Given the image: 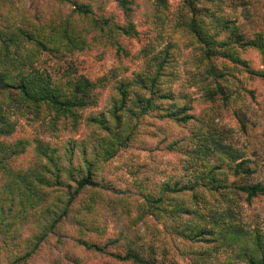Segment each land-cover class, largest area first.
Instances as JSON below:
<instances>
[{
  "label": "trees",
  "instance_id": "16d2710c",
  "mask_svg": "<svg viewBox=\"0 0 264 264\" xmlns=\"http://www.w3.org/2000/svg\"><path fill=\"white\" fill-rule=\"evenodd\" d=\"M250 4L179 0L171 12L170 0H0V264H34L40 257L45 264L103 259L111 264H264V229L256 206L264 196V181L239 188L241 211H207L212 193L219 195L215 185L218 174H224L221 165L208 173L214 187L205 185V192L197 191L199 183L178 179L149 184L151 193L157 187L160 191L140 194L150 205L146 215L151 221L144 214L134 218L135 224L146 223L143 229H125L127 234L112 235L101 244L98 223L84 227L79 219L98 193L109 194L91 179L89 146L101 133L112 136L101 137V146L114 164L117 156L129 154L131 159L138 151L148 158L156 153L161 164L169 156L187 158L181 145L188 137L182 132L195 118V104L181 107L176 91L167 86L182 78V66L183 76L194 77L192 70L207 61L205 73L215 83L206 93L208 102L216 95L225 101L236 97L250 101L247 107L255 113L252 87L264 83V31L257 30L264 16ZM240 7L245 11L234 16ZM161 26L165 34L154 35L153 29ZM130 41L141 44L139 52L128 47ZM160 44L161 51L152 55ZM79 55L99 60L112 55L114 66L93 80L77 67L73 58ZM107 92L104 108L111 107L105 111L101 106ZM186 99L183 93L179 97ZM108 116L118 129L114 135ZM126 116L135 120L128 128ZM244 121H249L247 113ZM240 133L249 135L247 123L240 122ZM213 149L231 162L229 171L235 166V175H256L247 166L253 161L243 159L246 151L213 143L199 152L206 156ZM110 195L127 196L129 214L135 207L137 193L131 188ZM164 218L167 223L161 222Z\"/></svg>",
  "mask_w": 264,
  "mask_h": 264
},
{
  "label": "clouds",
  "instance_id": "9594fccd",
  "mask_svg": "<svg viewBox=\"0 0 264 264\" xmlns=\"http://www.w3.org/2000/svg\"><path fill=\"white\" fill-rule=\"evenodd\" d=\"M90 0H81V3H88ZM240 0H237L239 3ZM256 6L264 16V0H251L249 7ZM187 12V9H185ZM245 9L240 7L234 13V16H240ZM190 15V14H189ZM241 23H245L241 17ZM149 28H152V21H149ZM258 31H264V21H261V27ZM159 32L161 35L165 34L164 27L153 29L155 35ZM170 35V33H168ZM224 37H218L223 39ZM251 38H255L252 36ZM166 42V41H165ZM163 48V44H160L156 48V52L152 55H156ZM184 59H189L184 57ZM183 65V60L181 61ZM208 67V62L204 61L203 67L197 65L193 72L197 74L183 76V66L179 69L182 74V78L178 82L168 83V87L173 88L177 93L178 103L181 107L184 104H195V118L192 119L187 129L182 132V135L187 136L188 140L185 141L181 147L187 151L189 155L187 158L182 159L183 162L174 161L171 166L167 164H161L160 158L156 153H152V157L136 155L131 159H121L119 170L114 164L112 159H109L105 155V150L101 146L103 141L101 137H107L108 140H112V136L107 133H101L99 137L94 138L89 146V160L93 165L92 177L94 183L99 185L101 190H107L109 193L105 195L104 192H100L96 195L95 203L89 208L81 210L79 219L84 222V227H94V221L98 223L100 232L97 237V242L104 243L107 239L120 232H127L125 229H131L135 231L137 228L143 229L146 223L135 224L134 218L137 215H145V221H151V217L146 213L150 209V205L145 203L140 198V194L147 196L149 194H158L160 188L157 187V193H151L149 184L153 186H162L165 181L181 180L183 183H199L197 188L198 192H205L207 189H211L214 186L208 181V173L212 171L216 165H221L223 175L218 174L216 187L219 188V195L212 193L210 196V203L207 205V211L223 214L228 208H236L237 211L242 209L238 207L241 203L242 193L239 192V188L249 184L256 183L258 181H264V98H261V107L256 109L260 112V116H255L252 111L247 107L250 101L245 100L239 102L236 97H232L231 100L225 101L223 97L216 95L212 102H208L206 93L210 89L215 88V83L212 82V78L207 76L205 68ZM255 67V66H253ZM198 69V72H197ZM167 71L173 69L168 68ZM155 68L153 69V73ZM114 83V82H113ZM99 91V89H97ZM186 94L189 99L179 100L181 94ZM115 95V93H113ZM145 95H147L145 93ZM111 104L108 103L107 107L103 110L107 111ZM247 113L249 121L257 120L259 122L258 128L253 129L252 124L249 121H244V115ZM56 113L53 112V115ZM188 115V113H185ZM239 118V121H238ZM51 119V117H49ZM108 120L111 122L113 135L118 131L115 126V121L111 116H108ZM240 122L247 123L249 135L242 137L240 133ZM41 123H44L41 120ZM135 124V120L130 117H125V128H128ZM39 127V124L36 125ZM235 129V131H233ZM192 132L197 133V138L192 139ZM243 140V143L239 141ZM213 143L217 144H229L236 148H240L247 152V156L243 159L253 161V163L247 165L256 170L254 177L248 178L244 176L235 175V166L231 165L232 171L228 170L230 161H227L219 152L213 149V154L201 155L199 149L202 145L212 146ZM92 145L95 146V151ZM247 145V147H245ZM256 152L257 155L253 156L252 153ZM116 159H120L119 156ZM239 163V161H237ZM150 178L145 180V178ZM81 179L80 176L76 177V183ZM73 183V181H68ZM207 185V189H205ZM75 187V185H74ZM131 188L133 193H137L133 197L132 203L135 207H132L131 213H128L129 201L128 197L116 198L110 195L112 190ZM220 197H223L221 199ZM261 201H264V196L260 197ZM164 207H168L167 204ZM201 211H205L202 206ZM253 211H256L255 205ZM260 224L264 227V211L260 212ZM162 223H167V218H164ZM254 226V225H253Z\"/></svg>",
  "mask_w": 264,
  "mask_h": 264
},
{
  "label": "rangeland",
  "instance_id": "374dc122",
  "mask_svg": "<svg viewBox=\"0 0 264 264\" xmlns=\"http://www.w3.org/2000/svg\"><path fill=\"white\" fill-rule=\"evenodd\" d=\"M25 3L30 4L33 1L36 0H23ZM246 1H251V0H246ZM257 3H259V0H257ZM179 7V0H170V9L171 12H175ZM254 10H256V15L258 16H262L261 12L258 8H254ZM244 20V19H243ZM246 31L250 32L251 31V27L249 25H247V23H243ZM128 47L134 52H139V50L141 49V44L138 41H130L127 42ZM74 61L76 62L77 67L79 68L80 72L82 74H85L86 76L90 77L91 79L95 80L98 77L108 73L114 66V61H113V56L109 55L106 59L104 60H99V59H95L93 57H84V56H76L75 58H73ZM253 89L256 90V95H257V101L254 104V110L255 116H260V112L256 111V109H260L261 107V98H264V83L257 81L253 87ZM108 98V92L104 94V100H103V105L101 106V109L105 107L107 101L106 99ZM25 121H22V125H26ZM20 124V125H21ZM258 124L259 122L257 120H254V124L252 125L253 129L258 128ZM27 126V125H26ZM24 127V126H23ZM22 131V127H19ZM170 129V128H169ZM84 134H80L79 136H76L75 138H81L83 137ZM67 139L70 138V136L66 137ZM241 143H243V140H241ZM247 147V145H245ZM134 154V153H132ZM137 155H141V156H147L146 154H142L141 152H136ZM257 155L258 153L253 152L252 155L254 156ZM130 156L129 154L125 155L124 157L120 158V160L118 162L115 163L117 169L119 170V166H120V162L121 159H127L126 157ZM176 161V158H173L171 156L169 157H165L161 159V162H163L164 164H167L169 166H171V164ZM258 210L264 211V201H258L256 204ZM261 219V217H260ZM259 219V222H260ZM260 227L261 224L259 223ZM264 229V227H262ZM46 251H49L48 249ZM47 255V258H49V255L47 253H45ZM45 260L46 258L44 257H40L37 259V261L34 264H45ZM96 264H111L110 261L108 259H103V261H96Z\"/></svg>",
  "mask_w": 264,
  "mask_h": 264
}]
</instances>
